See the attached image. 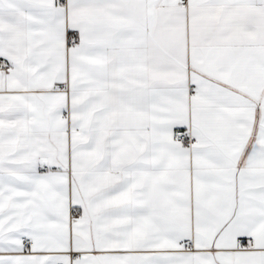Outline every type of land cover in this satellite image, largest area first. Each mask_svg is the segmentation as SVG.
Wrapping results in <instances>:
<instances>
[{
    "label": "snow or ice",
    "instance_id": "obj_1",
    "mask_svg": "<svg viewBox=\"0 0 264 264\" xmlns=\"http://www.w3.org/2000/svg\"><path fill=\"white\" fill-rule=\"evenodd\" d=\"M0 264H264V0H0Z\"/></svg>",
    "mask_w": 264,
    "mask_h": 264
}]
</instances>
